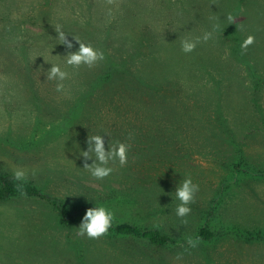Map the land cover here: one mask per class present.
I'll return each instance as SVG.
<instances>
[{"label": "rangeland", "instance_id": "rangeland-1", "mask_svg": "<svg viewBox=\"0 0 264 264\" xmlns=\"http://www.w3.org/2000/svg\"><path fill=\"white\" fill-rule=\"evenodd\" d=\"M215 24L212 39L181 51ZM57 25L71 51L73 36L105 60L68 66ZM233 25L257 34L246 56L264 61V0H0V183L22 168L49 198L116 217L107 236L88 239L76 235L83 217L66 222L46 199L1 201L0 264H264V63L243 62L223 36ZM115 59H129L128 85L108 75ZM52 64L69 73L62 92L47 79ZM137 72L166 79L151 85ZM98 134L106 150L131 144L127 165L110 162L104 180L83 168ZM189 175L199 191L185 224L176 188ZM122 224L168 240L119 233Z\"/></svg>", "mask_w": 264, "mask_h": 264}, {"label": "clouds", "instance_id": "clouds-1", "mask_svg": "<svg viewBox=\"0 0 264 264\" xmlns=\"http://www.w3.org/2000/svg\"><path fill=\"white\" fill-rule=\"evenodd\" d=\"M109 5L114 3V0H107ZM111 11L109 10V15ZM229 21H233V16L227 17ZM219 29V24L213 25V30L205 32L202 37H196L194 39H184L181 42V51L185 54L192 53L195 51L198 44L201 42H208L213 37V33ZM57 38L65 46L67 50L66 64L74 69H79L81 66H87L93 68L98 63L105 60L104 52L96 49L91 43H85L79 40L77 37H73V40L79 44L76 51H71L73 43L68 39V36L63 30L62 26L57 25L55 28ZM255 43L254 35H247V37L241 43L242 52H246L249 46ZM48 80L57 81L56 91L62 92L64 90V81L69 79V73L61 68L58 64H52L48 70ZM105 135H94L87 139V150L83 151V168L88 170L91 176L96 180H104L110 176L114 168L109 166L110 162H119L121 167H124L128 163V152L131 149L130 143L116 142L110 144L107 141V150L105 147L106 140ZM133 138V135L129 134V140ZM94 154L95 159H92ZM92 163L89 164L88 161ZM14 179L16 181H24L27 179V174L22 168H17L14 171ZM21 192L23 193V186L18 185ZM199 191V185L193 183L191 176L186 177L182 183L176 188V198L179 200V204L176 208V215L182 218V223H187V220L183 219L191 213L190 205L195 203L196 193ZM115 213L103 204L90 207L86 210L82 221L77 228L76 235L78 237H87L88 239H100L101 237L107 236L109 230L112 228L115 221ZM200 243L199 238L188 237L187 244L191 248H195ZM179 258V256H178Z\"/></svg>", "mask_w": 264, "mask_h": 264}, {"label": "trees", "instance_id": "trees-1", "mask_svg": "<svg viewBox=\"0 0 264 264\" xmlns=\"http://www.w3.org/2000/svg\"><path fill=\"white\" fill-rule=\"evenodd\" d=\"M142 32H144V31H142ZM222 32L224 33L223 36L225 39H230V38H227L228 36L233 38L232 43H234L235 52H237L238 55L242 58L246 57L245 59H242V58L241 59L243 60V62H245L248 65L249 68L256 69V68L260 67V65H263L262 63H264V61L259 59L258 57L255 58V57H252L249 55L246 56V53H252L253 52V49L251 48V46L247 49L246 52H242L240 46H241V43L243 42V40L245 39V38H243L244 32H242L241 29H238L237 25L236 26L233 25V26H230L229 28L223 29ZM251 35H254L255 37H257V34H255V33H252ZM147 45H149V43L146 44L145 46H147ZM133 56L135 57V55H133ZM150 60L152 62H154L155 64H157L156 58L150 57ZM142 61L145 62L146 64L149 63L148 57H146V58L144 57L142 59ZM209 61L212 63V59L205 58L204 62H199V63L197 62L195 68L199 67V68L205 69V67H208V65L211 64V63H205V62H209ZM115 62H116V64L112 65L111 67L109 66V68L107 70L108 75L111 76V79L112 78L114 80L118 79V81H116L118 84L123 85V86L125 84L128 85L129 83L127 84L126 79H129L131 81L133 79L132 77H134V75L129 72L128 67H127V64L129 66V59H124L120 62L115 59ZM132 67H133V65H132ZM122 68L124 69V72H122ZM136 77L135 78L139 79V81H141L143 83L151 84V85H160V83H163V80L166 79L164 77H161L158 79V78H152L148 75L143 76L142 72H139V73L137 72ZM18 185L23 186V193L21 192ZM19 196H25V197H29V198H41V199H46L47 201L52 202L54 204V206L56 207V209L58 210V212L63 217V219L66 222H70V223L79 217H83L86 210L90 207H93V206H89V205H83V206L76 207V208H73L71 206L68 207L67 205L58 201L57 199L49 198V196H47V194L42 193V191L37 186L32 184L31 182H27L25 180L24 181H16L14 179V177H12V176L5 178L0 183V202L1 201H7L11 198L19 197ZM117 230L119 231V233L136 235L139 237L146 238L155 244H164L168 240V238L166 236L162 235L158 230H155V229L141 230V229H138L132 225L122 224V225H119L117 227Z\"/></svg>", "mask_w": 264, "mask_h": 264}]
</instances>
